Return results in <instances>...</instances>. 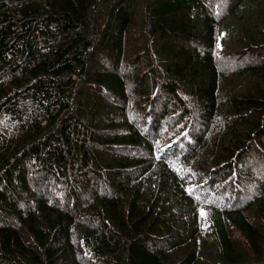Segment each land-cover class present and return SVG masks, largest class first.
<instances>
[{
  "label": "trees",
  "instance_id": "1",
  "mask_svg": "<svg viewBox=\"0 0 264 264\" xmlns=\"http://www.w3.org/2000/svg\"><path fill=\"white\" fill-rule=\"evenodd\" d=\"M0 264H264V0H0Z\"/></svg>",
  "mask_w": 264,
  "mask_h": 264
},
{
  "label": "snow or ice",
  "instance_id": "2",
  "mask_svg": "<svg viewBox=\"0 0 264 264\" xmlns=\"http://www.w3.org/2000/svg\"><path fill=\"white\" fill-rule=\"evenodd\" d=\"M189 191H191V190H189ZM201 215H204L203 211L201 212Z\"/></svg>",
  "mask_w": 264,
  "mask_h": 264
}]
</instances>
